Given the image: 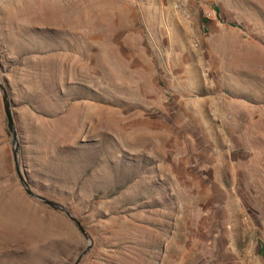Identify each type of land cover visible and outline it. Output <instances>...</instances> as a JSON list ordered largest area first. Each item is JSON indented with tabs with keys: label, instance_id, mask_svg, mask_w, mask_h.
Here are the masks:
<instances>
[{
	"label": "rangeland",
	"instance_id": "obj_1",
	"mask_svg": "<svg viewBox=\"0 0 264 264\" xmlns=\"http://www.w3.org/2000/svg\"><path fill=\"white\" fill-rule=\"evenodd\" d=\"M0 78L81 264H264V0H15ZM6 131L0 264H74Z\"/></svg>",
	"mask_w": 264,
	"mask_h": 264
},
{
	"label": "water",
	"instance_id": "obj_2",
	"mask_svg": "<svg viewBox=\"0 0 264 264\" xmlns=\"http://www.w3.org/2000/svg\"><path fill=\"white\" fill-rule=\"evenodd\" d=\"M0 91L2 93V98H3V104H4V110H5V115L7 118V125L10 133L12 134V145L14 147V162H15V167L17 171V175L19 177L20 183L26 192V194L31 197L33 200L40 202L56 211H59L63 214H65L75 225L78 227L79 231L83 235L84 239L87 242V247L86 249L78 256L74 264H81L83 259L87 256V254L91 251L92 246H93V239L91 235L86 231V229L83 227L82 223L75 218L70 211H68L63 205L51 201L49 199H46L45 197L38 195L35 193L32 189L31 186L21 170L19 158H18V149H19V142H18V137H17V131L15 128V121L13 117V112L11 108V102L9 100V95L7 92V88L5 86V83L3 80L0 78Z\"/></svg>",
	"mask_w": 264,
	"mask_h": 264
},
{
	"label": "clouds",
	"instance_id": "obj_3",
	"mask_svg": "<svg viewBox=\"0 0 264 264\" xmlns=\"http://www.w3.org/2000/svg\"><path fill=\"white\" fill-rule=\"evenodd\" d=\"M15 0H0V8L7 9L13 5Z\"/></svg>",
	"mask_w": 264,
	"mask_h": 264
},
{
	"label": "trees",
	"instance_id": "obj_4",
	"mask_svg": "<svg viewBox=\"0 0 264 264\" xmlns=\"http://www.w3.org/2000/svg\"><path fill=\"white\" fill-rule=\"evenodd\" d=\"M234 26V25H233ZM6 133H7V136L9 137L10 136V131H6Z\"/></svg>",
	"mask_w": 264,
	"mask_h": 264
},
{
	"label": "bare ground",
	"instance_id": "obj_5",
	"mask_svg": "<svg viewBox=\"0 0 264 264\" xmlns=\"http://www.w3.org/2000/svg\"><path fill=\"white\" fill-rule=\"evenodd\" d=\"M2 211V210H1ZM4 211V210H3ZM14 211V210H13ZM16 211V210H15ZM17 212V211H16ZM4 219V218H3ZM24 221V220H23Z\"/></svg>",
	"mask_w": 264,
	"mask_h": 264
}]
</instances>
